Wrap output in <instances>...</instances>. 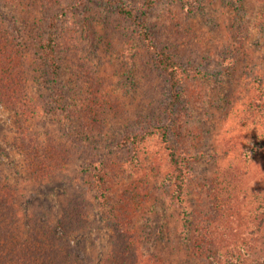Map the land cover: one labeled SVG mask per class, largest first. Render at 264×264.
<instances>
[{
  "label": "rangeland",
  "instance_id": "obj_1",
  "mask_svg": "<svg viewBox=\"0 0 264 264\" xmlns=\"http://www.w3.org/2000/svg\"><path fill=\"white\" fill-rule=\"evenodd\" d=\"M144 1L0 0V31L14 46L32 113L0 105V185L14 191L23 237L35 216L56 224L76 196L86 221L71 242L88 264L110 258L118 225L162 264H264V0H194L195 11L157 3L147 14L153 42L169 47L181 68L188 112L170 135L187 161L186 231L169 202L171 169L155 130L166 122V83L135 25L118 13ZM51 19L56 75L40 50ZM147 130L153 135L134 161L121 139ZM25 143L39 158H52L55 147L68 160L34 175L37 155ZM216 185L234 202L231 231L201 242L199 224L219 217Z\"/></svg>",
  "mask_w": 264,
  "mask_h": 264
},
{
  "label": "trees",
  "instance_id": "obj_2",
  "mask_svg": "<svg viewBox=\"0 0 264 264\" xmlns=\"http://www.w3.org/2000/svg\"><path fill=\"white\" fill-rule=\"evenodd\" d=\"M227 3L231 0H226ZM180 3L183 8L195 11L194 0H145L140 9L128 8L121 4L118 8L120 16L129 20L138 30L141 40L145 43L149 55L152 57L153 68L163 77L166 83L167 96L164 98L161 107L166 122L155 127L159 131L164 149L167 153V162L171 173L166 177V184L169 187V202L182 214V229L187 230L189 209L186 202L187 188L190 180L186 170V157L182 155L176 145L171 141L172 124L176 116L187 114L188 108L183 97L181 81L179 78L180 67L176 65L169 47L157 46L152 39L149 30L147 14L157 3ZM47 37L41 42L42 55L51 74L56 75L58 70L57 52L55 51V24L52 19L49 21ZM14 46L7 40L4 33L0 31V105L13 110L28 113V105L24 96L25 77L20 68L19 61L13 52ZM186 70V69H183ZM61 97V95H58ZM32 114L29 112L27 117ZM153 135L150 130L142 133L127 132L121 139V144L127 146L133 152V160L144 142ZM24 148L32 149L36 154V166L31 170L34 175L44 174L45 168L51 173L58 166H62L68 159L67 154L50 147L49 153L52 158L44 155L39 158V151L25 143ZM41 154V153H40ZM44 163V164H43ZM42 176V175H41ZM94 184L100 196H103V179L97 173L93 176ZM217 187V185H216ZM215 187V188H216ZM223 189L229 188L222 185ZM216 188V201L219 203L214 221L218 220L217 226L213 227L214 221L203 220L198 226L199 240L205 242L209 234L216 231V236L223 239V233L231 231L230 222L234 211V202L231 198L223 200L218 195ZM14 191L9 187L0 185V264H88L74 249L71 237L86 221L84 203L78 197H74L58 218L56 224L51 223L43 216H35L30 222V234L23 237L18 219L14 209ZM232 214V215H231ZM120 222H117V225ZM118 225L115 248L110 258L104 264H162L157 260H148L140 253L135 236L130 228ZM216 228V229H215ZM184 233V232H183ZM186 234V233H184Z\"/></svg>",
  "mask_w": 264,
  "mask_h": 264
}]
</instances>
